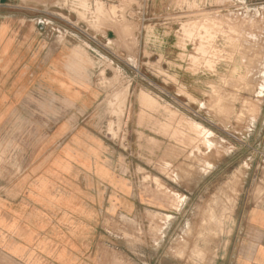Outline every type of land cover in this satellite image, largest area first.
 <instances>
[{
	"label": "rangeland",
	"instance_id": "rangeland-1",
	"mask_svg": "<svg viewBox=\"0 0 264 264\" xmlns=\"http://www.w3.org/2000/svg\"><path fill=\"white\" fill-rule=\"evenodd\" d=\"M51 11L43 24L88 41L96 56L99 102L76 124L92 151L84 158L107 168L103 177L126 183L120 190L137 202L131 213L108 203L92 258L227 264L246 212L264 206V0H58ZM168 19L175 21L173 43L148 45L149 23ZM204 71L216 75L201 95L195 89L211 81ZM38 93L28 94V120L74 111ZM35 125L14 120L0 134V196L24 190L15 185L33 156L18 153ZM34 146L28 139V153ZM75 189L91 200L100 191ZM107 194L111 203L116 193Z\"/></svg>",
	"mask_w": 264,
	"mask_h": 264
},
{
	"label": "crops",
	"instance_id": "crops-1",
	"mask_svg": "<svg viewBox=\"0 0 264 264\" xmlns=\"http://www.w3.org/2000/svg\"><path fill=\"white\" fill-rule=\"evenodd\" d=\"M57 1L0 0V134L9 133L14 120L36 124L18 153L33 156L15 185L24 190L15 196H0V264H101V258H92L91 251L93 236H101L97 228L108 203L116 212L137 210L131 190H120L129 187L126 183L103 177L101 173L108 169H97L84 158L92 151L76 124L85 122L99 102L96 56L88 41L63 37L54 26L50 29L43 24V17H53L51 8H56ZM174 23V19L151 21L145 34L148 45L153 40L171 44ZM106 39L100 36L99 42L105 44ZM202 75L211 81L205 79L195 89L201 95L209 91L216 74L204 71ZM30 92L60 97L74 111L61 118L51 111L28 120ZM28 139L35 144L29 153ZM82 171L94 177L79 178ZM59 186L66 192L56 194ZM76 187L100 191L91 200ZM107 188L116 193L111 203ZM244 221L227 264H264V206L250 208Z\"/></svg>",
	"mask_w": 264,
	"mask_h": 264
}]
</instances>
